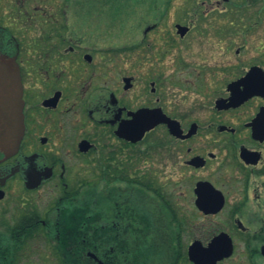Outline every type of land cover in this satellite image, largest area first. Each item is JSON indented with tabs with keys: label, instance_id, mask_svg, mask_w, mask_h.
Listing matches in <instances>:
<instances>
[{
	"label": "flooded vegetation",
	"instance_id": "1",
	"mask_svg": "<svg viewBox=\"0 0 264 264\" xmlns=\"http://www.w3.org/2000/svg\"><path fill=\"white\" fill-rule=\"evenodd\" d=\"M66 1L65 6H58L56 0H0V55L18 65L24 114V137L19 151L7 159L0 152V191L4 193L0 202L8 196L9 183L16 180L29 194L50 184L61 191L47 213L38 210L22 213L18 223L25 224L28 234L22 239L21 250L31 240L40 238L41 233H59L58 227L65 223L66 206L81 202L89 194L96 197L98 190H92L107 182L102 178L103 170L118 159L136 172L139 161L150 164L154 152L162 151L165 165L188 172L177 183L188 187L181 194L189 191L193 209L185 214L178 210L170 190L174 183L170 181L159 186L164 198L160 214L172 219H225L206 238H190L185 243L190 233L180 232L179 246L186 256L182 264H194L188 255L194 243L207 248L222 234L228 237L231 255L217 264H264V45L259 62L250 64L238 78L226 84L222 96L207 104L217 118H239V124L220 120L212 123L209 130H202L199 121L184 123L179 114L166 108L160 96L163 83L159 78L149 82L151 68L140 75L134 74L135 71L121 74L116 91L102 89V20L95 18H101L102 6H97L98 9L69 6L71 0ZM150 27L153 31L158 24ZM188 27L187 35L193 29ZM253 67L260 70L246 86L239 88L260 87V94L241 105L219 109L217 102L231 97L229 85L246 77ZM139 84L145 87V92L136 93ZM157 108L180 123V137L173 135L166 124L148 131L136 143L116 134L122 124L133 119L134 113ZM194 124L195 131L191 132ZM159 129H163V134L155 137ZM75 168L82 172L77 177L72 172ZM30 174L42 179L39 187L27 188ZM87 174L92 177L88 179ZM122 184V180L116 183ZM124 191V195L133 194L135 189ZM24 200L21 207L26 209L28 199ZM107 213H102V246L109 250L104 248L103 259L95 253L97 259L92 258L88 250L81 253L71 249L72 256L87 258L67 263L121 262L114 256V246L106 242L110 234L113 236L120 229V222L109 218L113 212L108 213L109 217ZM6 217L4 213L1 255V245H5L11 231ZM180 225L185 227L187 223L180 221L177 226ZM52 244L59 264H63L60 250L64 244Z\"/></svg>",
	"mask_w": 264,
	"mask_h": 264
},
{
	"label": "rangeland",
	"instance_id": "2",
	"mask_svg": "<svg viewBox=\"0 0 264 264\" xmlns=\"http://www.w3.org/2000/svg\"><path fill=\"white\" fill-rule=\"evenodd\" d=\"M154 1L68 2L69 6H96L97 9V6H102L101 18L95 16L102 20V89L116 91L121 74L135 71L134 74L140 75V72L149 71L148 68H151V74L147 75L149 82L153 78L160 79L163 83L160 96L164 98V105L173 114H179L184 123L197 120L202 125V130H209L212 123L220 120L239 124V118H217L215 113L207 108V104L214 97L222 96L226 84L238 78L250 64L259 62L264 45V0L255 3H252V0H156L161 12L152 9ZM244 1L248 3L242 5ZM56 3L58 6H65L67 1L56 0ZM196 3L197 6H194ZM156 23L157 29L146 33V30ZM176 24L190 25L193 29L185 38H181L177 34ZM144 88L139 84L136 93L145 92ZM162 132L163 129H159L155 137L162 136ZM163 160L162 151H156L149 161L150 164L143 165L139 161L138 170H141L143 176L154 178L157 187L172 181L174 184L172 183L170 190L174 195L176 207L183 214L192 211L189 191L181 194L188 187L177 183L188 172L174 170L165 165ZM116 164L121 168L126 166L120 159ZM130 170L133 177L140 175L138 170ZM72 172L76 177L82 173L78 168ZM85 177L89 179L92 175L87 174ZM60 194L61 191L55 184L29 194L23 191L20 181L10 182L8 196L0 202L1 236L4 235V213H7L6 221L10 228L18 223L25 210L47 213L55 205ZM148 195L153 196L151 193ZM24 198L28 199L26 209L21 207ZM151 201L148 200L151 206L147 209L153 210L154 213L155 206L161 213L159 201ZM173 220L187 223L185 227L177 226L178 222L176 224L168 220L176 225L172 227L174 230L180 227V232L183 230L184 233H190V236L186 234L188 239L185 238V243L190 238H206L213 229H219L220 223L225 222V219L206 218ZM168 231L171 232L170 229ZM53 234L57 235L55 232ZM10 236L11 231H8L7 237ZM52 243H59V238H50L45 232L41 233V237L31 240L25 249L20 248L21 251L15 259L18 261H14V264H59V256Z\"/></svg>",
	"mask_w": 264,
	"mask_h": 264
},
{
	"label": "trees",
	"instance_id": "3",
	"mask_svg": "<svg viewBox=\"0 0 264 264\" xmlns=\"http://www.w3.org/2000/svg\"><path fill=\"white\" fill-rule=\"evenodd\" d=\"M257 1L260 0H252V3ZM242 3L246 5L248 2ZM152 9L161 12L156 0L153 2ZM103 171L102 178L107 182H103L102 187L98 186L97 189L92 190L96 192L98 190L96 197L89 194L77 204H68L65 208V215H63L65 223L58 227L57 235L53 233L50 235V238L58 237L59 244H64L63 249L60 250V258L64 260L63 264H71L67 263V260L87 258L84 255L72 256L71 249L81 253L88 250L103 259L104 248L109 250V247L102 246L103 212H113V215L109 217L107 213V216L120 222V229L113 236L110 234L111 237L106 241L109 246H114V256L121 260L117 264L185 263V251L179 246L180 240L178 239L182 228L176 227L174 230L172 221L175 222V220L162 216L155 206L154 213H152L153 210L147 209L151 206L148 200L154 202L157 199L160 206H164L163 193L155 185V179L151 176H143L140 173L141 170H138L140 175L133 177L130 174V168L127 166L121 168L116 163ZM120 180L124 183L121 188L123 191L133 188L134 193L126 195L120 193L116 186L117 181ZM148 192H153L154 197L149 199ZM169 219L172 221L168 222ZM27 234V227L22 222L11 227V236L7 238L5 245H1L3 253L0 254V264H14L22 239ZM78 264L91 263L85 261ZM108 264L115 263L108 262Z\"/></svg>",
	"mask_w": 264,
	"mask_h": 264
},
{
	"label": "water",
	"instance_id": "4",
	"mask_svg": "<svg viewBox=\"0 0 264 264\" xmlns=\"http://www.w3.org/2000/svg\"><path fill=\"white\" fill-rule=\"evenodd\" d=\"M228 2L229 0H224ZM151 28L146 30V33ZM177 34L184 38L190 27L177 24ZM260 69L253 67L246 77L229 85L231 92L229 99H220L217 102L218 108L235 107L244 103L247 99L260 94V87L241 90L239 86L248 84L253 76ZM23 87L18 65L15 60L0 55V152L5 155V159L15 155L24 137V114H23ZM166 124L170 132L180 137L182 129L180 123L167 117L162 109H142L133 114V119L119 128L116 134L128 141L136 143L141 141L148 131ZM194 124L191 132L195 131ZM15 173L12 172V175ZM46 178H49L47 176ZM41 178H34L29 175L27 188L34 189L40 186ZM4 193L0 191V199ZM200 199L198 200V204ZM227 235L222 234L217 237L207 248H203L200 243H194L189 248V259L194 264H217L220 260L231 255V247L226 239ZM89 256L97 259L96 255L89 253Z\"/></svg>",
	"mask_w": 264,
	"mask_h": 264
}]
</instances>
